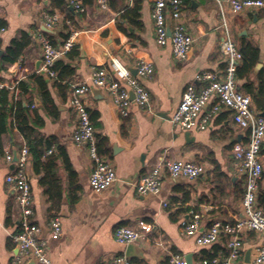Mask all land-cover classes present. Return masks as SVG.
<instances>
[{
  "label": "crops",
  "instance_id": "1",
  "mask_svg": "<svg viewBox=\"0 0 264 264\" xmlns=\"http://www.w3.org/2000/svg\"><path fill=\"white\" fill-rule=\"evenodd\" d=\"M56 1L0 0V22L4 27L0 33V82L7 85L0 91L5 89L18 99L20 83L25 81L30 93L22 97V102L27 106L33 101L30 123L35 135L53 144V163L48 171H36L30 153L28 161L32 220L44 228L52 264H116L114 258L126 255L129 245L115 239L120 226L143 234L134 242L142 257H130L137 264H170L173 254L182 255L190 264H204L205 259L210 264H215L214 259L223 260L228 252L224 235L211 245L199 246L195 238L182 233V222L190 211L202 215L204 228L216 221L233 223L241 216L245 176L233 149L237 143L247 142L248 131L234 122L230 111L216 114L205 129H186L174 124L170 117L189 84L197 88L205 84L196 79L198 74L210 72L217 78L224 77L227 61L220 50L224 23L238 49L246 44L258 49L255 73L237 79L242 92L251 96V90L257 91L256 72L264 69V9L235 14L228 0L221 4L215 0H183V20L195 43L187 59L179 61L170 43L160 46L156 42L151 0H139L141 8L136 18L122 17L128 0H107L108 8L104 10L99 9L97 0L93 4L82 0L86 10L78 20L80 29L72 27L67 13L54 6ZM65 1L71 12L81 13L70 5V0ZM48 12L58 13L60 23H69L70 37L80 51L79 56L62 58L74 69L68 81L89 79L94 68H107L113 73L114 60L128 69L135 68L138 58L154 66L150 77L139 78L150 91L151 111L132 102L129 116L122 117L106 91L94 88L87 95L98 151L113 164L118 176L117 182L102 192L93 191L89 184L93 162L87 145L73 140L77 113L70 103V89L60 88L55 78L36 74L42 66L36 31L42 28ZM63 24L52 34L56 43L64 41L62 33L67 30ZM27 38L18 60L3 62L13 42H25ZM252 106L264 114L254 101ZM209 110L206 107L203 114ZM9 126L0 136V264H12L18 252L11 239L19 228L17 206L14 190L6 180L15 166L6 156L27 147L13 117ZM166 151L172 159L203 163L206 172L196 179L166 175L158 195L138 194L137 184ZM261 155L263 174L258 198L264 193V144ZM41 161L45 162V157ZM47 188L53 189V198ZM75 197L78 199L74 202ZM165 201L168 206L163 204ZM54 217L61 221L62 234L58 237L48 233ZM262 241L260 233L245 232L242 259L236 264H253Z\"/></svg>",
  "mask_w": 264,
  "mask_h": 264
},
{
  "label": "built area",
  "instance_id": "2",
  "mask_svg": "<svg viewBox=\"0 0 264 264\" xmlns=\"http://www.w3.org/2000/svg\"><path fill=\"white\" fill-rule=\"evenodd\" d=\"M152 18L156 42L160 46L168 43L172 45L173 54L179 61L186 60L191 52L195 39L189 33L183 20V0H151ZM221 4L222 0H215ZM135 0H128L129 6ZM233 13L239 14L248 10L264 9V0H228ZM99 9L108 8L107 0H97ZM70 5L77 12H85L86 7L82 0H70ZM223 13V12H222ZM43 25L55 30L60 23L58 13L48 12L44 15ZM69 24V23H66ZM169 28L170 33L169 34ZM225 36L220 44V50L226 57L227 66L224 77L217 78L210 72H202L196 79L205 82L201 88L194 83L189 84L183 92L176 111L170 120L186 129H205L209 120L222 111H230L233 120L241 128L248 131L246 143H237L233 153L240 172L245 176V187L241 198V216L233 223L213 222L204 228L202 215L190 211V216L182 222V233L187 237L195 238L199 246L211 245L221 238L226 237L228 250L223 260L214 259L215 264H236L242 259L243 234L247 231L258 232L263 236L262 243L256 248L253 264H264V208L258 201L259 181L263 174L261 149L264 144V114L256 111L252 106L249 94L238 88L237 67L241 60V53L233 40L232 33L224 23ZM4 27L0 22V33ZM48 32L42 28L37 29L36 36L41 47L42 66L36 74L48 78H56L58 71L53 67L55 63L67 55L74 47L72 38L69 37L61 43L54 44ZM112 73L107 68H94L89 79L67 81L70 89V103L77 113V128L73 140L77 144H86L93 162L89 184L93 191L102 192L112 187L118 180L113 164L103 158L97 146V137L90 119L87 95L92 88H100L115 105L122 117L130 114V105L135 102L139 107L150 110V91L140 82L139 78L150 77L154 66L145 59L138 58L134 76L130 69L124 67L119 61L112 62ZM0 82V89L6 87ZM206 107L210 110L203 114ZM151 111V110H150ZM51 150L48 151L50 153ZM14 154H7L6 160L14 163L15 167L6 180L14 190L15 203L18 213V230L11 234V239L18 246L12 264H52L48 251V238L44 228L32 220L33 195L30 178L28 175L29 149L24 146ZM206 172L203 163L193 160L172 159L164 152L153 167L142 177L137 184L140 195H158L161 191L163 178L167 175L174 178L196 179ZM168 206L169 203H163ZM48 233L52 237L62 234L59 217L51 219ZM143 234L128 226H120L115 231V239L122 244L138 241ZM116 264H137L126 255H117ZM170 264H190L182 255L173 254ZM207 264V261H204Z\"/></svg>",
  "mask_w": 264,
  "mask_h": 264
},
{
  "label": "trees",
  "instance_id": "3",
  "mask_svg": "<svg viewBox=\"0 0 264 264\" xmlns=\"http://www.w3.org/2000/svg\"><path fill=\"white\" fill-rule=\"evenodd\" d=\"M84 2L93 4L94 0H84ZM58 8H61L63 11H65L68 15V18L70 19V24L74 29H80L81 23L78 22L79 19L82 17V13H75L71 12L69 10L68 3L65 0H58L55 2V5ZM141 4L139 0H135L133 6H125L124 7V13L122 14L123 18H136L139 16ZM121 30H125L124 27H122L121 23H118ZM63 29L67 30L66 33H62V36L65 39L69 38L71 35V29L70 26L67 24H63ZM51 41L54 44L56 43L54 39V35L47 34ZM28 43V38L24 42V39L15 40L13 42V45L9 47L6 50V53L4 54L2 60L6 63H13L18 60L22 49L25 47V45ZM239 51L241 53V60L237 67V79H242L243 77H247L252 73H255V66L257 63L258 58V49L253 47L252 45L246 44L244 46H241L239 48ZM79 56L80 51L77 46L74 45V47L71 49L70 52L67 53L68 58H72L74 56ZM56 71H58V75L55 78V81L57 82L58 86L60 88H63L64 90L69 89L68 79L73 76L74 69L72 66L65 62L63 59H59L54 67ZM257 78H258V86L257 91L251 90V97L252 101H254L256 108L258 110L264 111V69H261L256 72ZM39 80L44 84V79L42 77L39 78ZM18 92V99H15V94L10 93L7 90H1L0 91V136L7 132V129L10 128L9 126V119L10 117H13L14 125L15 127L23 134L24 140L26 142V145L29 149V153L32 156L34 166L36 171L41 168H45L46 171H48L53 163V144L51 141L47 140L45 141L43 138L38 137L35 135V129L30 123V120L33 119L34 109H31V105L33 104V101H30V104L27 106L23 104L22 97L29 96V88L25 81H22L20 83V88ZM24 92V93H23ZM49 97V96H48ZM15 99V100H14ZM50 99V97L48 98ZM51 103V102H50ZM51 150L50 153L48 151ZM45 157V162H42V158ZM46 183V182H44ZM46 192L50 194V198H53V189L47 188ZM77 197L73 198V201H77ZM258 201L260 205L264 208V193H260V196L258 198ZM207 261V264H210V260L205 259Z\"/></svg>",
  "mask_w": 264,
  "mask_h": 264
},
{
  "label": "water",
  "instance_id": "4",
  "mask_svg": "<svg viewBox=\"0 0 264 264\" xmlns=\"http://www.w3.org/2000/svg\"><path fill=\"white\" fill-rule=\"evenodd\" d=\"M71 10H73V8L71 7L70 8ZM42 29L50 34H54L55 31L54 30H51V29H48L47 27H45L44 25L42 26ZM169 34L170 33V28H169ZM131 73L136 76V73H137V70L135 68H129ZM94 89V88H92ZM91 89V90H92ZM100 89V88H98ZM17 160V156H16V152L14 153V162ZM13 166H15V164L13 163ZM126 256L127 257H142V251H140L136 245L134 243H131L128 245L127 247V251H126Z\"/></svg>",
  "mask_w": 264,
  "mask_h": 264
}]
</instances>
